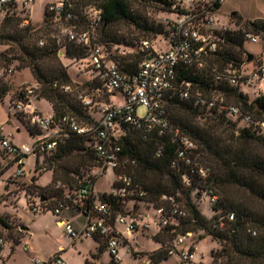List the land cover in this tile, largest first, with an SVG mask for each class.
Here are the masks:
<instances>
[{
  "label": "trees",
  "instance_id": "trees-1",
  "mask_svg": "<svg viewBox=\"0 0 264 264\" xmlns=\"http://www.w3.org/2000/svg\"><path fill=\"white\" fill-rule=\"evenodd\" d=\"M139 1L150 2L158 7L160 12L168 11L172 4L169 0ZM86 2L103 8V23L98 29V39L109 46L126 44L109 32L110 26L119 21H127L147 34L168 37V27L163 17L160 22L144 19L133 7V0H87ZM52 24L53 16L47 11L40 25L27 26H21L20 19L12 12H7L0 23V41L10 46L7 51L13 54L9 56L0 52V65H6L7 62L16 59L21 63L20 67H29L40 85L37 95L51 102L56 118L71 113L80 119L90 121L93 118L78 98V93L73 94L72 90H65L66 86L71 87L74 82L61 61L59 51L64 50V55L73 58L83 57L86 53L81 47L60 40L57 34L50 35L47 42L40 45V37L53 30ZM245 24L248 28H245L246 30H251L264 39V18L246 21ZM221 34L224 42L212 63L222 71L229 68L240 69L249 54L244 48L246 41L244 29H226L221 31ZM243 55L247 57L244 58ZM145 56L146 53L140 50L139 46L135 54L116 58L121 69L135 72ZM178 79L193 81L207 94L223 92L228 101L229 96H232L241 103L243 108L240 107L243 111L264 120L263 92H258L255 98L250 99L241 86L231 85L227 81H217L213 73L208 70L184 69ZM88 85L93 89L99 87L91 83ZM11 90L12 85L0 77V100H4ZM168 100L171 121L197 143L195 163L208 167L209 176L202 178L197 173H193L192 165H181L180 168L174 166L177 144L172 142L169 136L152 132L144 137L140 131L127 127L125 129L127 135H124L120 141L123 146L122 154L129 159H135L137 163L127 164L124 172L130 174L134 184L146 193L139 196L104 192L99 200L111 205L114 216L127 215L129 212L136 215L132 211H124L123 201L127 197L148 201L153 211L161 207L169 209L173 203H180L187 208L188 215L181 219L177 226L168 225L153 235L155 241L161 244V248L150 254L153 264L157 263L158 259L170 255L169 245L164 247L165 236L172 233L176 237L178 234H187L197 229L204 230L205 235H211L222 244L220 252L214 256L215 262L264 264V132L246 124L237 128V123L227 118L231 115L217 108L200 107L192 100L181 99L178 96H171ZM17 116L25 123L31 134L38 132L22 114L17 113ZM197 118H205L206 122L200 124ZM216 122L219 125H226L232 131L231 135L219 131L214 126ZM91 143L87 137L72 134L51 153L41 155H50L48 168L55 165L52 181L46 188L49 196L42 197L50 200V207L53 208L60 202L68 205L62 212L71 209L81 210L84 220L87 210L97 200L94 197V185L97 180L95 178L92 180V192L83 201L76 200L80 180L86 175L87 170L98 163ZM37 157L39 161L40 155ZM4 171L5 166L0 162V175ZM185 175H190L192 178L190 185L184 183ZM59 181L64 186H57ZM114 187L119 190L123 185L115 180ZM211 189L218 195V200L215 203L210 202L213 205V213L208 217L202 212L198 201L203 198L208 200L206 192ZM231 214L233 218H230ZM0 226L7 230L15 227L13 222L1 215ZM94 237L98 240V254H100L108 248L107 240ZM19 242L21 243L18 240ZM134 255L137 256L136 253Z\"/></svg>",
  "mask_w": 264,
  "mask_h": 264
},
{
  "label": "built area",
  "instance_id": "built-area-1",
  "mask_svg": "<svg viewBox=\"0 0 264 264\" xmlns=\"http://www.w3.org/2000/svg\"><path fill=\"white\" fill-rule=\"evenodd\" d=\"M86 1L54 0L47 4L45 12L53 16V30L40 37L39 44L44 45L50 35L57 34L65 43L81 47L86 55L77 59L82 63L83 68L86 67L95 72L96 78L110 92L111 97L121 93L125 101L122 104L108 103L95 100L88 93H78V98L90 111L93 119L81 121L77 115L71 113H65L56 118L54 113L46 115L32 106L33 97L37 96L39 88L37 84L20 87L16 94H11L10 107L16 113L22 114L38 132L32 134L35 138L33 144H18L12 135H7L2 131L4 129L0 125L1 149L9 157L8 163L18 165L15 177L25 173L22 167L24 156L32 154L41 156L51 153L66 138L76 134L91 140L98 162L97 165L87 170L86 175L80 180L76 192L77 201H83L92 192V180L97 179L109 169L115 171L116 181L123 185L117 191L120 195L129 193L143 196L146 191L134 184L133 177L124 172L127 164L136 165L137 163L135 159H129L122 154L123 146L120 142L123 136L127 135L125 129L132 127L143 133L144 137L152 132L169 136L171 141L177 144L174 166L180 168L181 165H192L193 173L207 178L209 168L195 163L197 143L169 117L168 99L171 96L192 100L200 107L217 108L227 114L236 115L246 125L255 126L264 132V120L255 118L253 114L243 111L240 106L228 101L225 93L207 94L193 81L187 79L179 81L178 79L184 69L191 68L196 71L208 70L213 73L217 81H227L231 85L241 86L242 89L244 86L264 83V63L258 64L249 73L243 70L244 64L240 69L229 68L222 71L212 63L224 42L221 31L227 29L225 26H217L214 12L225 0H169L172 4L165 12L175 16V18L163 17L168 27V37L164 39L169 47L165 48L162 44L157 46L151 38L143 39L140 50L145 52L146 56L135 72L124 71L117 61L116 57L128 55L127 51H117L120 46H109L99 41L97 35L103 23V8L88 4ZM33 2L35 0H21V2L0 0V16L12 12L20 19L21 26L33 24L29 7ZM244 31L246 39L254 42L259 40L258 34L251 30L244 29ZM61 52L65 53L64 50H60L59 54ZM12 71V68H7L0 71V74L4 75L7 72L11 74ZM65 90H70V86H66ZM99 91V87L94 88L93 94ZM140 106L145 108L144 115H139L137 112ZM191 182L190 175H185L184 183L190 185ZM57 186L64 185L59 181ZM206 196L211 203L218 200V195L212 189L206 192ZM50 204V200L39 196L38 199L27 204L26 210L34 215L42 210H52L59 215L64 208L68 207L63 202L54 208L50 207ZM187 215L188 210L185 206L173 203L169 209L162 207L155 209L151 222L159 231L168 225L177 226L180 220ZM230 218H233V214ZM62 224L65 227V233L73 239L74 243L79 239L94 236L105 238L112 260L115 262L122 260L119 246L124 243V237L118 229V224L125 225V230L131 233L137 231L139 226L141 229L151 227L149 221L142 220L131 213L114 216L109 203L97 200L87 210V216L80 228L72 225L70 219H62ZM191 234V232L178 234L168 247V254L177 253L178 244L184 242V239ZM3 244L4 239L0 237V251ZM22 244L26 251L31 249L29 239L25 238ZM128 251L131 252L129 247ZM136 254L140 256L139 252ZM180 256L184 262L194 263L196 247L181 249ZM35 263L66 264V261L62 258L61 252H57L48 262L36 260ZM150 264L153 263L150 262Z\"/></svg>",
  "mask_w": 264,
  "mask_h": 264
},
{
  "label": "rangeland",
  "instance_id": "rangeland-1",
  "mask_svg": "<svg viewBox=\"0 0 264 264\" xmlns=\"http://www.w3.org/2000/svg\"><path fill=\"white\" fill-rule=\"evenodd\" d=\"M18 1L21 2V0ZM53 1L35 0V2L30 4L29 7L34 25L41 24L47 4ZM133 7L141 13L144 19L149 21L160 22L162 17L175 18L173 14L168 12H160L158 7H155L147 1L140 2L139 0H133ZM214 13L217 26L219 27L225 26L231 30L239 28L248 29L245 24L246 21L264 18V0H225ZM3 16L4 14L0 16V23L2 22ZM109 32L115 34L123 42H126V44L123 43V45H120L117 51L125 50L129 55L135 54L139 50L141 41L146 37L153 39L157 46L162 44L165 48L169 47V44L162 35L158 37L153 34H147L127 21L116 22L110 26ZM258 37L259 40L257 42L246 39L244 43L245 50L254 55L252 60H246L244 63L243 70L246 73L252 72L258 64L264 63V39L260 35ZM9 48L10 46L8 44L0 41V52L7 53L11 56L13 52L9 51L8 53L7 50ZM59 55L73 79L74 83L70 87L73 94L88 93L95 100L98 99L115 104H122L125 101V97L121 93L111 97L110 92L96 78L95 72L88 70L86 67L83 68L82 63L77 58L64 54ZM245 56L243 55L244 58ZM3 63L6 64L5 62ZM20 64L18 60L12 59L6 65H0V71L6 70L7 68L13 69L11 74L8 72L4 75L0 74V77L12 85L10 94L6 95L4 100H0V125L4 129L2 131L7 135H12L14 141L18 144L27 143L31 145L34 143L35 138L25 123L19 119L16 111L11 109L10 96L22 86H35L37 84L40 87V85L34 78L30 68L20 67ZM88 83H91L93 86L99 85L100 91L93 94V88ZM243 89L247 96L253 99L259 91H264V83L261 85L256 84L255 86H244ZM229 101L242 106L232 96H229ZM32 106L39 110L42 107L41 112H44L46 115H48V112L52 114L53 106L44 97L34 96ZM88 112L90 111L88 110ZM137 112L139 115H144L145 108L140 106ZM231 117L227 116V118L237 123V128L245 126L246 123L242 119H239L238 116L231 115ZM80 120L86 121L85 119ZM197 120L200 124L206 122L205 118H197ZM214 126L219 131L231 135L232 131L226 125H219L216 122ZM49 157L50 155L40 156L39 163L36 154L24 156V165L22 167L25 173L15 177L14 174L18 165L8 163L9 157L2 151L0 145V162L5 166V171L0 175V215L13 222L15 226L11 230L0 226V236L4 239V244L0 251V264H36V260L48 262L55 253L61 250V246H64L65 249L61 256L66 261V264H150V254L161 248V244L157 248V243L153 238V235L157 233V229L154 223L151 222L154 211L151 203L148 201H142L132 197H127L123 201V209L125 212L132 211L140 219L149 221L151 227L141 229L139 226L137 231L131 233L125 230V225L118 224V229L124 237V243L119 246L122 260L118 263L112 260L108 248L98 254L99 243L95 237L79 239L74 243L73 239L65 233V227L58 225L57 220L61 217H66L70 219L72 225L80 228L84 219L81 210H65L59 215L52 210H42L37 215L26 210L27 204L30 201L38 199L39 196H49L46 188L52 181V171L55 167L53 165L52 168H48ZM34 177L35 180L33 181ZM115 180L116 174L113 169H109L104 174L98 176L94 185V197L97 201H100L99 198L104 192L116 193L118 191L114 187ZM234 191L239 193L237 190ZM198 202L202 212L210 217L213 213V205L205 198ZM147 213L149 217L143 215ZM25 224L31 227L33 233L30 243L31 249L28 251L24 249L22 244L25 238L28 239L27 230L22 228ZM191 233V235L184 239V242L178 244L179 249L177 253L164 256L158 259L155 264H189L181 259L180 250L192 247H196V257L192 264H220L214 261V256L220 252L222 244L211 235H205L206 232L202 229H197ZM174 237L172 233L165 236L166 242L164 247L170 246L173 243ZM18 240L21 243H18ZM128 247L133 253L128 251ZM11 250L13 254H10ZM136 252H139L140 256H135L134 253Z\"/></svg>",
  "mask_w": 264,
  "mask_h": 264
},
{
  "label": "crops",
  "instance_id": "crops-1",
  "mask_svg": "<svg viewBox=\"0 0 264 264\" xmlns=\"http://www.w3.org/2000/svg\"><path fill=\"white\" fill-rule=\"evenodd\" d=\"M50 102V101H49ZM40 111H42V107H41V109H40ZM44 113V112H43ZM51 113H54V110H52V112ZM48 114H49V112H48ZM52 171V170H51ZM52 174H53V171H52ZM128 214H130V212L128 213ZM145 217H147V215H148V213L147 214H143ZM62 219H64V220H68V218H66V217H61V218H59L58 220H57V223H58V225L59 226H61V227H64L63 226V224H62ZM83 221H84V219H83ZM26 228H24V229H26L27 230V232H28V239H29V241H30V243H31V238H32V236H33V233H32V229H31V227L30 226H28V225H24ZM27 239V238H26ZM157 243V248L159 247V245H160V243H158V242H156ZM31 245V244H30ZM61 248V250L59 251V252H61V254H62V252L65 250L64 249V246H61L60 247ZM10 254H13V253H11V251H10ZM5 255V254H4ZM8 256V255H7ZM11 256V255H10ZM9 256V257H10ZM8 257V258H9Z\"/></svg>",
  "mask_w": 264,
  "mask_h": 264
},
{
  "label": "water",
  "instance_id": "water-1",
  "mask_svg": "<svg viewBox=\"0 0 264 264\" xmlns=\"http://www.w3.org/2000/svg\"><path fill=\"white\" fill-rule=\"evenodd\" d=\"M61 54H62V52H61ZM254 58V55L253 54H251V53H249L248 54V58H247V60L248 61H250V60H252ZM35 180V177L33 178V181ZM24 228H26L25 226H23Z\"/></svg>",
  "mask_w": 264,
  "mask_h": 264
}]
</instances>
